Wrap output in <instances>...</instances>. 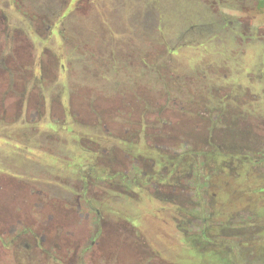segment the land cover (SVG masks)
I'll use <instances>...</instances> for the list:
<instances>
[{"label":"rangeland","instance_id":"rangeland-1","mask_svg":"<svg viewBox=\"0 0 264 264\" xmlns=\"http://www.w3.org/2000/svg\"><path fill=\"white\" fill-rule=\"evenodd\" d=\"M262 80L264 0H0V215L8 216L6 222H36V228L47 216L61 221L58 189L70 187L76 178L65 171L61 180L63 164L94 157V143H103L104 127L121 135L128 121L123 113L130 111L135 119L148 102L151 106L155 88L165 118L161 125L175 130L177 150L187 130L207 125L198 107L211 106L207 98L216 95L234 97L230 116L239 117L240 127L250 130V110L264 112L249 106L252 94L264 96ZM214 83L222 85L221 93L210 90ZM168 93L181 100V111L179 106H164ZM257 120H251L260 125L257 135L241 130L240 137L225 136L226 143L250 149L259 144L264 151V121ZM166 134L167 127L161 130L163 137ZM162 144L171 146L166 139ZM121 161L112 159L114 164ZM205 167L199 171L208 178L218 173L214 160L207 171ZM164 170L191 171L186 160ZM44 184L51 186L47 196L39 195ZM213 184L205 204L224 201L231 208L232 198ZM249 185L239 184L245 191L234 197L238 211L226 210L217 218L233 220L238 228L226 224L223 244L202 246L203 254L188 243L167 244L162 237L170 231L161 224L168 220L167 207L158 206V218L156 209L146 208L150 220L159 221L152 229L140 230L159 237L158 245L151 241L147 252L155 250L168 261L175 257L177 264H221L219 257L223 264H264V209L254 211L264 200V193L254 195L264 183ZM200 187L205 190L207 183ZM125 209L124 203L113 207L114 213ZM132 212L127 208L125 214L130 217ZM120 243L116 236L108 251L125 262L134 249ZM38 247L19 245L17 254L8 255L0 247V264H45ZM168 251L175 256L170 258Z\"/></svg>","mask_w":264,"mask_h":264},{"label":"flooded vegetation","instance_id":"flooded-vegetation-1","mask_svg":"<svg viewBox=\"0 0 264 264\" xmlns=\"http://www.w3.org/2000/svg\"><path fill=\"white\" fill-rule=\"evenodd\" d=\"M256 84L259 82L254 83ZM211 85L209 84V87ZM214 85L210 90L221 93L222 85L218 83ZM252 87L254 86L252 85L251 89ZM261 88L264 92V87ZM153 92L155 97L151 106L148 102L146 108H143L135 119L130 118V111L123 113L124 119L129 122L121 126V135L109 131L106 127L103 128L106 134L103 143H94L92 151L94 157L83 161L81 158L78 163L63 164L65 170L62 169L61 180L65 181L66 172H73L76 178H71L73 182L69 184L70 187L58 189L60 196L56 202L62 207L61 221L53 222L52 217L47 216L36 228L34 226L36 222H33V225L32 222L26 223L21 220L6 222L4 220H7L8 216L0 215V247L3 248L5 255L12 251L17 254L15 249L19 245L31 244L40 246L37 249L38 255L45 264H48V261L50 264H177L175 257L173 261H168L160 257V254L157 255L155 250L147 252L148 244L152 241L158 245L159 237L157 232L149 234L140 231L152 229L154 223L158 221L150 220L145 209H156L155 217L158 218L160 204L163 208L167 207L164 211L168 216V220L161 224L170 231V236L162 237L163 240L167 241V244L178 242L191 244L198 254H203L206 250V247L202 246L218 241L223 244L222 238L227 233L226 224H233V228H238L235 227L236 222L233 220L224 222L217 218L220 216L222 219L226 210H228L226 213L238 211L234 210V197L245 191L238 187L244 185L250 187V181L264 183V173L259 170L264 169V151L260 152V148H257L259 144L254 143L251 149L233 143L227 144L225 136L240 137L241 130L245 133L251 132V135L255 136L257 135L255 131L260 127L259 123H251L250 130L245 125L240 127L242 123L240 118L230 116L229 107H233L234 97L216 95V99L207 98V101L212 103L211 106L202 104L198 107L200 113L204 111L206 114L207 125L187 130L188 135L180 139L182 149L176 150L173 145L178 141L175 130L171 126L161 125L165 118L160 116L158 107L160 105L156 95L158 87ZM252 95L251 102L263 110V94ZM165 101L164 106L167 108L168 106L177 108L182 104L180 99L169 93ZM191 101L190 99V104ZM188 102L189 99L185 100L186 104ZM190 106L192 105L188 107ZM249 106H253L252 103H249ZM150 109L153 112L151 120ZM177 109L181 111L183 108L179 106ZM258 112L255 116L257 121H264V112ZM166 127L167 134L163 137L161 130ZM238 127L240 130L233 132V129ZM120 139L122 142L118 141ZM165 139L167 144H171L168 149L162 144ZM44 144L46 147V142ZM161 149L164 150L161 152ZM117 158L122 159V165L112 162V159ZM90 159L96 162L90 163ZM185 160L188 161L190 172L176 173L164 170V167L168 166L174 170L176 163ZM210 160H214L218 165V173L211 174L208 178L199 170L206 166L207 171ZM96 164L98 168L92 166ZM160 164L162 172L159 171ZM213 181L216 183L213 184ZM236 181H239L240 186L235 185ZM204 183H207L205 190L200 187V184L203 187ZM211 183L217 190L227 195V199L232 198L229 200L231 208L224 201L205 204L207 188L212 186ZM19 186L24 187L16 185L15 188ZM43 187L45 190L39 191V195L47 196V190L51 186L44 184ZM115 203H124L126 209L114 213ZM139 205L143 206L142 209H137ZM127 208L133 211L130 217L129 214H125ZM149 235L152 236L151 240ZM116 236L121 241L120 244L134 249L133 255L125 262L116 255L109 254L110 244L114 242ZM167 255L170 258L172 255L175 256L171 251H168ZM219 256L221 255L218 254ZM219 259L223 264L224 259L221 257Z\"/></svg>","mask_w":264,"mask_h":264},{"label":"crops","instance_id":"crops-1","mask_svg":"<svg viewBox=\"0 0 264 264\" xmlns=\"http://www.w3.org/2000/svg\"><path fill=\"white\" fill-rule=\"evenodd\" d=\"M252 105H253V103H252ZM251 109V108H250ZM255 109V110H254ZM257 109L256 108H252L250 111V120H249V123H252V121L253 122H255L256 123V115H257V113H259V112H257L256 111ZM264 110V109H263ZM251 114H252V117H251ZM264 115V114H263ZM252 120V121H251ZM255 123H252V124H255ZM253 146V145H252ZM253 186V185H252ZM252 188V187H251ZM258 189V188H257ZM252 192H253V190H252ZM264 193V186L262 187V188H259V191H258V194H254L255 196H260V194H263ZM257 206H258V208L257 209H255L254 211H256V212H259V211H261V209L263 210L264 209V200L262 201V204H260L259 202H257V204H256Z\"/></svg>","mask_w":264,"mask_h":264}]
</instances>
